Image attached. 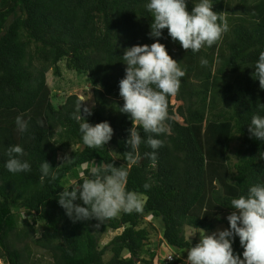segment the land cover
<instances>
[{
	"label": "trees",
	"instance_id": "16d2710c",
	"mask_svg": "<svg viewBox=\"0 0 264 264\" xmlns=\"http://www.w3.org/2000/svg\"><path fill=\"white\" fill-rule=\"evenodd\" d=\"M146 3L0 0V262L28 264L33 245L51 259L49 264H155V252L145 246L150 235L142 227L145 218L159 223L168 247L187 252L196 242L185 237V229L213 231L234 211L232 198L264 183V141L248 129L253 115H264V89L254 75L264 51V0H213L212 10L227 21L229 31L199 52L183 49L162 30L160 42L187 69L178 94L171 96L180 106L174 111L168 98L171 131L158 137L164 145L156 159L143 157L152 151L146 143L139 146L140 161L127 159L133 122L120 111L119 81L126 68L122 56L127 47L155 42ZM193 7L188 0L187 10ZM61 62L86 77L94 104L87 121H108L114 129L104 147L83 144L72 118L77 95L55 103L45 75L52 71L60 77ZM20 114L31 117L23 134L15 125ZM134 127L146 140L149 134ZM17 144L31 164L28 173L13 174L4 167L7 147ZM65 156L70 160L63 163ZM44 161L53 169L41 181ZM94 162L129 169L127 189L146 196L141 213H121L99 228L95 219L73 222L65 214L58 193L66 184L81 185ZM145 182L151 184L147 191ZM119 229V235L100 246L102 235ZM15 243L24 246L19 250ZM233 249L242 258L238 237ZM143 254L147 258L141 259Z\"/></svg>",
	"mask_w": 264,
	"mask_h": 264
},
{
	"label": "clouds",
	"instance_id": "9594fccd",
	"mask_svg": "<svg viewBox=\"0 0 264 264\" xmlns=\"http://www.w3.org/2000/svg\"><path fill=\"white\" fill-rule=\"evenodd\" d=\"M192 2L194 7L189 12L188 0H147L146 10L153 17L149 35L156 38L155 42L151 45H133L124 50L122 60L126 65L125 75L119 81V95L124 104L120 111L127 113L133 122L126 140L130 148L127 159L132 163H137L143 157L153 161L156 159L157 150L164 145V141L158 137L168 135L171 131L168 124V98L178 94L187 71L160 42L162 30L167 29L173 41H178L183 49L194 53L204 47H211L229 31L227 21L212 10L213 0ZM254 75L264 89V51L259 53ZM83 102L85 99L81 96L72 114L79 124L82 142L93 149L104 147L112 139L114 129L108 121L95 125L89 123L86 117L92 115V109ZM24 115L15 118L16 129L21 134L28 131L31 120V117L25 119ZM38 123L44 126L43 120ZM134 124L149 134L146 140L142 139ZM248 129L252 137L264 141V115H253ZM142 143L152 149L144 153L143 157L138 151ZM5 155L7 160L4 167L10 173L31 171V164L25 159L26 152L21 145L8 146ZM260 156L264 158V154ZM69 160L65 156L63 163ZM52 169L46 161L40 165L41 181L52 174ZM128 176L129 169L125 166L94 162L81 185L66 184L63 187V191L58 193V204L73 222L95 219L99 222L97 228L105 220L121 213H141L146 196L142 192L127 189ZM142 187L147 191L151 184L145 182ZM77 200L82 201V205L75 203ZM230 207L234 211L227 216L229 227L211 234H205L203 230L199 242L187 250L185 264H264V183L254 184L245 194L232 198ZM236 237L243 248L242 258L241 254H234ZM170 259V262L165 259V263L174 261L172 257Z\"/></svg>",
	"mask_w": 264,
	"mask_h": 264
},
{
	"label": "rangeland",
	"instance_id": "374dc122",
	"mask_svg": "<svg viewBox=\"0 0 264 264\" xmlns=\"http://www.w3.org/2000/svg\"><path fill=\"white\" fill-rule=\"evenodd\" d=\"M60 66V77H56L52 71H49L45 75V81L50 89L51 93L53 95H56V101L55 103L62 102L64 99L70 95H77L79 98L82 96L85 99L84 104L90 108L94 106L92 102V95L90 94V88L89 86L85 83L86 77L81 76L80 74L76 72H71L66 70L64 62H61L59 64ZM86 93V94H85ZM89 99V100H88ZM170 105L173 106V109H175L180 106L179 102H176L174 97H171L170 99ZM174 119L181 123V119L178 118L177 116L174 117ZM231 155H233L231 153ZM61 159V154H58V160ZM23 215V213H22ZM26 220L28 218L25 217ZM225 222L224 224L217 226L213 231L211 232H205V234H211L214 231L217 230H223L225 228L229 227V223L227 220V216L224 217ZM142 227L146 228L150 235L148 242L145 244L146 247L152 249L156 256L157 259L154 262L155 264H166L165 259H167L168 256H171L173 258V262L169 264H174L177 260L180 261V264H185L186 259H187V252L185 251H178L175 250L174 248L168 247L166 243L162 240L161 238V231H160V226L158 222L153 221L152 218L147 217L144 219L142 223ZM37 230V227H36ZM122 229H119L118 231L112 232L108 231L106 234L102 235L100 238V246H105L108 244L115 236L119 235ZM200 233L202 231L198 230H192V229H185V237L189 241H193L198 243L200 239ZM193 235V236H192ZM192 236V237H191ZM23 244H17L15 243V248L16 249H22ZM30 250V260L28 264H49L51 262V259L42 251L39 249H36L33 247V245H30L29 247ZM110 258V255H106L104 257V260L107 261ZM141 259L147 258L145 254H143ZM0 264H5L0 262ZM136 264H143L141 261H136Z\"/></svg>",
	"mask_w": 264,
	"mask_h": 264
},
{
	"label": "built area",
	"instance_id": "2783aa9c",
	"mask_svg": "<svg viewBox=\"0 0 264 264\" xmlns=\"http://www.w3.org/2000/svg\"><path fill=\"white\" fill-rule=\"evenodd\" d=\"M135 125H136V124H135ZM170 258H171V257H168V258H167V261H168V262H170V261L172 260V259H170Z\"/></svg>",
	"mask_w": 264,
	"mask_h": 264
}]
</instances>
